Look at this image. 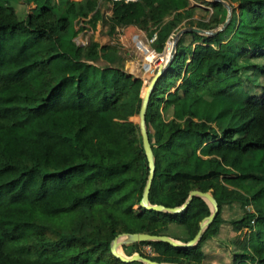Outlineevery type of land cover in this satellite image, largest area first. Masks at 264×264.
<instances>
[{
	"label": "trees",
	"instance_id": "trees-1",
	"mask_svg": "<svg viewBox=\"0 0 264 264\" xmlns=\"http://www.w3.org/2000/svg\"><path fill=\"white\" fill-rule=\"evenodd\" d=\"M103 1L107 15L98 0H0V264H148L115 257L111 240L146 232L185 243L210 212L198 196L181 212L138 205L148 165L130 118L139 111L142 81L123 70L115 45L73 38L97 21L110 37L132 25L155 34L151 45L160 52L181 24L216 29L226 8L209 2L204 21L191 18L196 7L187 0ZM226 1L231 12L222 29L180 34L146 101L148 203L180 206L197 189L217 205L190 246L128 244L152 261L202 264L222 208L235 204L240 215L231 227L250 232L229 264H264V0ZM99 58L105 64L92 63ZM122 142L134 159L117 188L97 186L68 200L71 190L102 183L126 165ZM76 170L77 183L48 178ZM142 244H163L169 255L152 258L137 249Z\"/></svg>",
	"mask_w": 264,
	"mask_h": 264
},
{
	"label": "rangeland",
	"instance_id": "rangeland-1",
	"mask_svg": "<svg viewBox=\"0 0 264 264\" xmlns=\"http://www.w3.org/2000/svg\"><path fill=\"white\" fill-rule=\"evenodd\" d=\"M189 5H193L196 7L194 9V13L192 15L193 20H204L208 19L209 13L211 11L209 2L211 0H187ZM225 3L228 4L226 0H223ZM32 3L26 6V10L29 7H32ZM109 3L103 0H98V8L102 14H109ZM185 20L182 21L184 23ZM178 27L177 30L187 27L188 25H183ZM220 26V25H219ZM218 26V27H219ZM194 27V26H192ZM217 27V28H218ZM176 30V31H177ZM175 31V32H176ZM174 32V33H175ZM173 33V34H174ZM173 34H170L164 42L163 48L160 52H155L154 57L161 55L165 51L166 42L168 40H172ZM200 35L202 33H199ZM204 35V34H202ZM147 30L141 29L136 26H125L118 30V32L110 37L105 34V27L102 26L100 21H97L95 27L93 29L85 28L80 31L74 36L73 40L79 44H86L90 41H97L100 44H112L115 45L117 48V54L121 59V65L124 71L133 75L134 77H139L142 81L140 95L145 90L146 82H149L151 76L155 74L157 71V64L154 67V61L151 59H145L146 55L141 52L139 46H137V42L140 46H142L146 51L153 50L151 43L147 41L148 39ZM187 39L189 37L186 36ZM163 55L161 56L162 59L160 63H163ZM92 63L96 65L105 64V61L102 59H97ZM158 63V62H155ZM159 64V63H158ZM146 66V67H145ZM152 66V67H151ZM151 67V68H150ZM150 68V69H149ZM152 69V70H151ZM176 85L180 82V79L175 81ZM174 85L171 90L175 88ZM131 121L138 123V118L136 116H132L130 118ZM117 150L124 160L126 165H124L119 172L113 174L109 178L105 179L102 183L94 182L91 185L85 186L83 189L79 190H71L69 192L68 200H72L74 198H85L95 193V189L97 186H101L104 191L111 192L117 188L118 181L124 176L125 169L132 163L134 159V155L130 150L129 146L122 142L118 145ZM91 160H94L93 158ZM230 168L235 172H243L244 168L238 166L237 164H232ZM232 176V175H231ZM82 177V171L76 170L72 172H65L61 175L54 176L50 175L48 178L51 180H70L75 183L79 182ZM135 207V206H134ZM238 205L231 204L229 206H224L222 208L219 217L222 219V222L219 224L217 233L206 242L203 246L204 257L202 264H229L231 262L232 254L238 253L241 250L242 241H245L248 238L250 228L241 227L240 229L233 230L231 227L229 220L234 219L240 215L238 211ZM176 240V239H173ZM179 241V240H177ZM112 242V241H111ZM110 242V245H111ZM130 238L125 236L122 238L117 248L119 249V253L122 256H130L133 253L132 248L128 246L131 243ZM180 242V241H179ZM117 249V250H118ZM138 250H141L147 255H150L152 258L155 259H162L164 256L169 255V252L165 249L163 244H155L153 248H150L146 244L139 245Z\"/></svg>",
	"mask_w": 264,
	"mask_h": 264
},
{
	"label": "water",
	"instance_id": "water-1",
	"mask_svg": "<svg viewBox=\"0 0 264 264\" xmlns=\"http://www.w3.org/2000/svg\"><path fill=\"white\" fill-rule=\"evenodd\" d=\"M211 1L220 2L226 8L227 12H226V16H225L223 23L220 24V26L218 28L213 29V30H202V29H199L196 27H183V28L177 30L173 34L172 41H171L172 42L171 48L169 50V56H168V58H166L164 63H159L157 65V71L155 72V74L153 76H151L149 82L146 84L145 90L140 95L141 103H140L139 111L137 114V118H138L137 124H138L139 134H140V138H141V145H142L144 154L146 156L147 165H148V175H147L146 183L143 187L141 198L139 200L138 205L140 207H144L148 210L171 212V213L181 212L184 210V208L186 207V205L188 204V202L191 200V198L193 196H198V197H201L207 203L210 212L207 216H205L201 219V221L198 224V226H199L198 230L196 231L194 236L185 243L179 242L177 240H173L172 238H170L166 235H154V234H149L146 232H136V233H132V234L122 233V234L116 235L111 240L112 242L110 245V252L115 257L119 258L120 260H123V261L141 260V261L148 263V264H178V263H162V262L152 261V260L147 259L145 257H141L138 253H133L128 257L122 256L114 248L115 240L118 236L125 235V236H128L130 238V241H132V242H138V241H143V240H153V241H162V242H165L167 244H170V245L176 246V247H178V246H190L198 240V238L201 235V233L203 232V230L213 220V218L215 217V215L217 213V205H216L215 200L212 198L211 194L208 191L202 192V191L197 190V189L190 190L188 192V195H187L184 203H182L180 206L163 207L162 205L148 203V189H149V185H150L152 175H153V164H152V155H151V151H150V147H149L147 132H146V129L144 126V111H145V106H146V101H147L148 95H149L151 89L153 88L157 78L160 76V74L169 65V63L173 57V53H174V49H175V43H176L178 37L180 36V34L183 32H195V33H202V34H206V35L207 34H213L216 31H219L220 29H222L223 26L228 22V19L230 17V12H231L230 5L225 3L223 0H211Z\"/></svg>",
	"mask_w": 264,
	"mask_h": 264
},
{
	"label": "bare ground",
	"instance_id": "bare-ground-1",
	"mask_svg": "<svg viewBox=\"0 0 264 264\" xmlns=\"http://www.w3.org/2000/svg\"><path fill=\"white\" fill-rule=\"evenodd\" d=\"M172 40H168L166 42V46H165V51H164V55H163V60L165 61L166 58H168L169 56V50L171 48V42ZM137 46H139V48L141 49L140 51L143 52V54L146 55V58L145 59H151L152 60V56H151V53L147 50H145L142 46L139 45V43L137 42ZM146 67V66H145ZM125 237V235H120L116 238L115 240V243H114V248L115 250L119 253V249L117 248V245H119V243L121 242L122 238ZM118 249V250H117Z\"/></svg>",
	"mask_w": 264,
	"mask_h": 264
},
{
	"label": "built area",
	"instance_id": "built-area-1",
	"mask_svg": "<svg viewBox=\"0 0 264 264\" xmlns=\"http://www.w3.org/2000/svg\"><path fill=\"white\" fill-rule=\"evenodd\" d=\"M123 1H135V0H123ZM154 38H155V34H152V36L151 37H149L148 39H147V41L149 42V43H151L152 44V42H153V40H154ZM149 52L151 53V56H152V59L153 60H155L153 63H154V67L156 66V64L158 65V63H160V61H161V59H162V55H163V53H161V55H158L157 54V56L156 57H154V54H155V52H154V49L152 50H149ZM155 62H158V63H155ZM163 63H164V60H163ZM152 67V66H151ZM150 67V68H151ZM149 68V69H150ZM152 70V69H151ZM147 83V82H146Z\"/></svg>",
	"mask_w": 264,
	"mask_h": 264
},
{
	"label": "clouds",
	"instance_id": "clouds-1",
	"mask_svg": "<svg viewBox=\"0 0 264 264\" xmlns=\"http://www.w3.org/2000/svg\"><path fill=\"white\" fill-rule=\"evenodd\" d=\"M148 83V82H147Z\"/></svg>",
	"mask_w": 264,
	"mask_h": 264
}]
</instances>
